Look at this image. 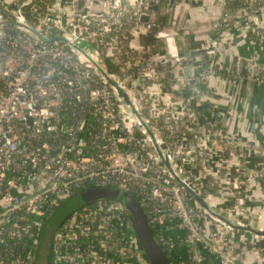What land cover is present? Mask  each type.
I'll use <instances>...</instances> for the list:
<instances>
[{"label":"built area","instance_id":"obj_1","mask_svg":"<svg viewBox=\"0 0 264 264\" xmlns=\"http://www.w3.org/2000/svg\"><path fill=\"white\" fill-rule=\"evenodd\" d=\"M44 1L0 0V264H33L44 222L64 199L91 186L135 196L156 242L176 264H247L245 255L252 251L261 256L253 264H264V236L247 239L249 233L233 227L264 232V217L255 226L244 221L250 217L245 195L253 179L264 180V167L246 174L239 162L229 164L224 153L237 156V148L228 133L213 113L202 123L200 112L192 110L208 92L205 79L217 75L212 64L204 67L181 55L168 29L141 23L147 1L126 7L123 0H106L103 12L76 9L77 0H47L41 7ZM229 1L222 0L211 48L204 52L208 62L215 60L225 29L264 43L257 23L264 0H244L238 17L231 15ZM154 29L165 52L154 55L156 63L139 55L131 60L133 50L142 51L135 47L138 35ZM184 67L198 68V76L184 78ZM165 70L174 73L168 88L160 82ZM244 77L264 83L251 68ZM107 78L130 105L120 104L123 97ZM163 118L182 127L190 119V131L172 135L157 124ZM215 166L217 175L226 167L220 181L212 174ZM190 192L231 224L210 215ZM175 232L180 235L171 236ZM177 248L185 250L186 260L175 258ZM50 260L149 264L126 211L108 200L61 223L50 239Z\"/></svg>","mask_w":264,"mask_h":264},{"label":"crops","instance_id":"obj_2","mask_svg":"<svg viewBox=\"0 0 264 264\" xmlns=\"http://www.w3.org/2000/svg\"><path fill=\"white\" fill-rule=\"evenodd\" d=\"M139 1L123 0V3L129 7ZM144 1L153 3L152 10L150 8L144 12L148 22H155L159 28L171 31L176 49L181 55L190 57L198 64L202 62L201 65L204 67L212 64L211 66L216 69L217 75L208 76L202 86L203 89L207 88L208 92L202 94L198 100L200 120L202 123L206 122L209 114L213 113L217 126L228 133L237 148L234 152L237 156L224 154L230 160L227 162L231 164L239 162L246 174L257 172L258 168L264 167V83L257 84L254 79L244 77V71L251 68L264 79V43L257 44L249 35L235 28L225 29L222 32L223 42L215 60L213 63L208 62V58L200 50L213 38L215 24L221 15L222 0ZM105 2L106 0H77L76 9L103 12L106 10ZM229 11L234 17L240 15L234 6H229ZM257 23L264 30V15L257 18ZM158 30L138 35L135 47H142L141 60L149 58L154 63L155 56L165 52V47L155 38ZM180 74L183 75L182 72ZM235 75L241 76L234 78ZM245 206L248 209V216L254 211L264 213V180L256 181V184L248 188ZM258 217L259 214L244 221L255 226ZM240 232L243 233L244 230ZM247 233L249 236L245 233L246 238L249 239L251 233ZM178 234L180 235L175 232L171 236ZM175 254L176 259L186 260L183 248H177ZM260 257L255 251L247 253L246 263L253 264ZM46 264H51L50 257Z\"/></svg>","mask_w":264,"mask_h":264},{"label":"water","instance_id":"obj_3","mask_svg":"<svg viewBox=\"0 0 264 264\" xmlns=\"http://www.w3.org/2000/svg\"><path fill=\"white\" fill-rule=\"evenodd\" d=\"M166 1L170 2L172 0H166ZM151 5H153L152 2L149 4L148 9L151 8ZM139 21L141 23H146L148 22V17L146 15H142L140 16ZM163 36H164L163 34H159L158 38H161ZM55 39L61 40L60 38L55 36L49 37V40H55ZM210 48H211V40H208L206 46L204 48H201L200 51L205 52L207 49ZM199 64H202V62H199ZM198 73H199L198 68L191 70L189 67H184L182 70L183 77L187 79L190 78L191 76L196 77ZM107 80L112 86H114L117 95L123 97V100L120 102V104L130 105L125 93L117 87L115 82L109 78H107ZM189 83L192 84L193 80H189ZM130 113L134 114L137 117L138 121L140 122V125L147 130V133L150 136H152L148 127L142 123L140 117L133 108L130 109ZM164 164L166 167H168L166 161H164ZM176 181H178L177 178ZM190 194L197 201L200 207L205 209L210 215L217 217L218 219L226 222L227 224H231L230 221L227 220L224 216L217 214L213 212L211 209H209L206 203L199 196H196L192 192H190ZM101 200L117 201L122 205L123 209L126 211L131 221L137 245L143 252L144 257L146 258L149 264H170L167 255L153 237L152 230L146 220L145 214L137 198L132 194L125 193L116 188L91 186L86 189L80 190L72 194L71 196L67 197L66 199H64L58 206L57 210L47 219L45 225L43 226L41 233L43 238L50 240L53 234L55 233L57 227L60 226L61 223L69 215H71L73 212L83 207H86L92 203ZM233 227L234 229L237 230L240 229L250 232L251 234H258L264 236V232H256L255 230L251 229L248 226L243 228L238 226H233Z\"/></svg>","mask_w":264,"mask_h":264},{"label":"trees","instance_id":"obj_4","mask_svg":"<svg viewBox=\"0 0 264 264\" xmlns=\"http://www.w3.org/2000/svg\"><path fill=\"white\" fill-rule=\"evenodd\" d=\"M243 1L244 0H230L229 1V5L230 6H234L235 8H239L240 7V5L243 3ZM49 3V1H47V0H45L44 2H42L41 4H40V6L41 7H44V5H46V4H48ZM25 12H26V14H27V16H29V11H28V6L27 7H25ZM132 23H134V20L132 21L131 20V23L130 24H132ZM136 53V52H135ZM135 53H133L132 52V58H131V60H136V54ZM138 54H139V56L141 57V55H142V53L140 54V52H137ZM104 61H105V63L107 64V66H108V68L114 73V72H117V69L110 63V59L109 58H104ZM159 67L161 66V65H158ZM161 68V67H160ZM163 70V69H162ZM165 77L163 78V79H161L160 80V82L161 83H163L164 85H165V87L166 88H168L167 86H168V84H169V80L174 76V73L173 72H169V71H167V70H165ZM168 78V79H167ZM197 87L199 86V84L198 85H196ZM169 89H167V91H168ZM192 110L193 111H197L198 112V108H197V105H194V106H192ZM186 120V124H184V126L182 127V126H177V125H174L170 120H165L164 118L163 119H159V121H157V124L163 129V130H165V131H167L168 133H171L172 135H181V133H185V132H188V131H190V129H187L186 128V125L187 124H190V119H185ZM201 125H199V127H200ZM226 153H228V149H226V152L224 153V154H226ZM225 158L227 159V156L225 155ZM241 189H244V187H241ZM60 205V204H59ZM58 208V207H57ZM57 210V209H56ZM55 210V211H56ZM54 211V212H55ZM53 212V213H54ZM66 220V219H65ZM64 220V221H65ZM47 221V220H46ZM46 221L44 222V224H43V226L45 225V223H46ZM43 226H42V228H43ZM42 228L40 229V231L38 232V236H37V239L38 240H42V239H45V238H43V236H42ZM58 228H59V226L57 227V229L56 230H58ZM56 232V231H55ZM152 233H153V237L156 239V232L155 231H152ZM38 240H37V244H36V249L34 250V260H33V264H46V262L48 263V258L50 257V248H49V254L47 255V258L45 257L44 258V255H42L41 253H38V246H39V244H38ZM36 251V252H35ZM163 251L165 252V254L167 255V257H168V254H167V252L165 251V249L163 248ZM36 253L37 254H39V255H37L36 256ZM168 259H169V262H170V264H176V261L174 260V259H172V258H170V257H168ZM188 264V262L186 261L185 262V264ZM52 264V263H51Z\"/></svg>","mask_w":264,"mask_h":264},{"label":"rangeland","instance_id":"obj_5","mask_svg":"<svg viewBox=\"0 0 264 264\" xmlns=\"http://www.w3.org/2000/svg\"><path fill=\"white\" fill-rule=\"evenodd\" d=\"M198 103H199V101H198ZM229 164H231V163H229ZM221 168H222V167H221ZM219 171H221V170L218 169V168H216V166H215L214 170L212 171V174L217 175ZM223 172H224V173L226 172V167H224V166H223V168H222V172H221L219 175H217V178H216L217 181H220V177H222ZM254 183L256 184V181L253 179V183H252V185H253ZM250 211H251V210H250ZM221 213H222L223 215H226L225 212H223V211H221ZM250 213H251V212H250ZM250 213H249V214H250ZM258 214H259L260 217H264V216H263L264 213L262 214V212H261V213H258L257 211H256V212L254 211V212H252V213L250 214L251 217H249V218H252V217L258 216ZM38 244H39V246H38V253H41L42 255H44V258H45V257L47 258V255L49 254L50 240H47V239H42L41 241L38 240ZM35 252H36V251H35ZM37 255H39V254L36 253V256H37Z\"/></svg>","mask_w":264,"mask_h":264}]
</instances>
